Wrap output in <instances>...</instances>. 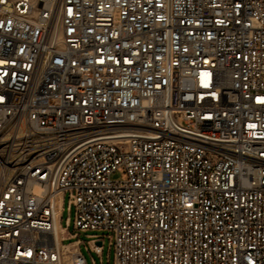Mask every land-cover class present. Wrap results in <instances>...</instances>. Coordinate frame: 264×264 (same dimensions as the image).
<instances>
[{"label":"built area","instance_id":"built-area-1","mask_svg":"<svg viewBox=\"0 0 264 264\" xmlns=\"http://www.w3.org/2000/svg\"><path fill=\"white\" fill-rule=\"evenodd\" d=\"M105 238L264 264V0H0V264H104Z\"/></svg>","mask_w":264,"mask_h":264},{"label":"rangeland","instance_id":"rangeland-1","mask_svg":"<svg viewBox=\"0 0 264 264\" xmlns=\"http://www.w3.org/2000/svg\"><path fill=\"white\" fill-rule=\"evenodd\" d=\"M128 178V175L126 173V170L124 168H120L119 170L115 171V173L112 174V179L115 181H123L126 180ZM70 217V229H69V233L71 234H75L78 233L79 234V240L84 241L85 243H88L89 241H91L92 238H90V235H97V234H101V235H106V232H95V231H88V232H80V231H75L74 230V213L73 212H69L68 208L66 207L62 218V226L66 227L67 223L66 220ZM73 240H70L69 242H72ZM82 252L84 253V255L86 256V258L88 259L89 263H92V259L96 260L97 264H101V260L100 257L97 256L96 254H90L86 249L85 246L82 245ZM103 263L104 264H114V249H110L109 250V240L108 238H105V244H104V254H103Z\"/></svg>","mask_w":264,"mask_h":264},{"label":"water","instance_id":"water-1","mask_svg":"<svg viewBox=\"0 0 264 264\" xmlns=\"http://www.w3.org/2000/svg\"><path fill=\"white\" fill-rule=\"evenodd\" d=\"M99 245H101V243H98Z\"/></svg>","mask_w":264,"mask_h":264}]
</instances>
